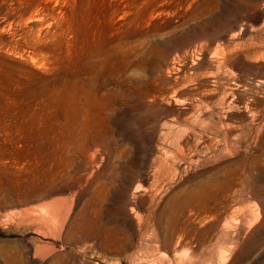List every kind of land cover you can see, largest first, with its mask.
<instances>
[{
    "label": "rangeland",
    "instance_id": "374dc122",
    "mask_svg": "<svg viewBox=\"0 0 264 264\" xmlns=\"http://www.w3.org/2000/svg\"><path fill=\"white\" fill-rule=\"evenodd\" d=\"M66 7L0 49V264H264V0Z\"/></svg>",
    "mask_w": 264,
    "mask_h": 264
},
{
    "label": "bare ground",
    "instance_id": "6f19581e",
    "mask_svg": "<svg viewBox=\"0 0 264 264\" xmlns=\"http://www.w3.org/2000/svg\"><path fill=\"white\" fill-rule=\"evenodd\" d=\"M57 1L0 0V49L50 72L63 66L73 31L67 23V0L59 6ZM18 70V64L0 58V73L20 75Z\"/></svg>",
    "mask_w": 264,
    "mask_h": 264
}]
</instances>
